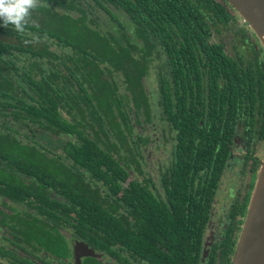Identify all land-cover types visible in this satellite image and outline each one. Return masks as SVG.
I'll list each match as a JSON object with an SVG mask.
<instances>
[{"label": "trees", "instance_id": "obj_1", "mask_svg": "<svg viewBox=\"0 0 264 264\" xmlns=\"http://www.w3.org/2000/svg\"><path fill=\"white\" fill-rule=\"evenodd\" d=\"M42 4L32 11L24 34L0 21V158H22L20 171L43 175L52 168L74 173L75 220L86 222L80 226L89 232L82 235L104 240H92L95 244H121L148 264H197L191 257L192 245L180 239L188 229L184 233L173 221L179 220L176 214L152 208L151 197L134 183L121 197L117 194L132 170V159H142L140 148L147 143L143 132L150 114L143 80L151 61H161L157 101L163 115L171 92L199 82L196 55L201 54L207 70L226 69L220 46L207 44L205 38L210 28L223 27L231 19L227 3L42 0ZM173 123L179 145L183 129L178 114ZM31 127L53 136L73 169L61 164L54 168L46 152L17 138L20 130ZM4 170L0 168V173ZM82 173L92 186L84 184ZM60 182L66 192L69 185Z\"/></svg>", "mask_w": 264, "mask_h": 264}, {"label": "flooded vegetation", "instance_id": "obj_2", "mask_svg": "<svg viewBox=\"0 0 264 264\" xmlns=\"http://www.w3.org/2000/svg\"><path fill=\"white\" fill-rule=\"evenodd\" d=\"M223 28H210L205 40L220 46L226 69L207 70L201 54L196 55L199 82L171 92L163 115L157 101L161 61H151L143 80L150 114L143 132L147 143L140 148L142 159H132V170L117 194L121 197L134 183L151 197L152 208L176 214L179 220L173 221L184 233L188 229L180 239L192 245L197 264L232 263L264 155V49L248 33V44L209 41L212 34L221 36ZM183 70L187 73L186 67ZM150 76L155 92L147 88ZM188 78L185 75V83ZM153 99L155 110L150 106ZM176 114L183 129L179 145ZM135 130L141 132L138 126ZM17 138L46 152L54 168L61 164L73 169L62 145L37 127L20 130ZM23 162L20 157L0 158V168H5L0 173V264H148L121 244L97 245L92 240H104L82 235L89 230L80 226L86 222L75 220L74 173L17 170ZM81 175L84 184L92 186L89 176ZM60 181L69 185L66 192ZM95 188L103 195L99 184ZM119 211H124L123 204Z\"/></svg>", "mask_w": 264, "mask_h": 264}, {"label": "water", "instance_id": "obj_3", "mask_svg": "<svg viewBox=\"0 0 264 264\" xmlns=\"http://www.w3.org/2000/svg\"><path fill=\"white\" fill-rule=\"evenodd\" d=\"M225 1L241 16L264 49V0ZM231 264H264V155Z\"/></svg>", "mask_w": 264, "mask_h": 264}, {"label": "rangeland", "instance_id": "obj_4", "mask_svg": "<svg viewBox=\"0 0 264 264\" xmlns=\"http://www.w3.org/2000/svg\"><path fill=\"white\" fill-rule=\"evenodd\" d=\"M219 2L220 0H214ZM92 6V5H91ZM97 8V7H96ZM92 9L95 13H98L99 15L105 16V13L100 11L99 9H95V7L92 6ZM226 11L231 15L232 19H230L223 27L222 29V35L217 36L215 34H212L209 38V41H218L220 40L223 43H229L232 42V44L239 45L242 43H251L252 40L248 36V34H251L254 36L253 32L249 28V26L244 22V20L241 18V16L233 9L228 3L225 5ZM97 12H96V11ZM248 33V34H247ZM256 39V37L254 36ZM257 40V39H256ZM148 90L149 92H155L156 84L152 76L149 78V84H148ZM151 109H156V102L155 100L150 101ZM24 133V132H22ZM59 152V148L57 150ZM146 155V153H144Z\"/></svg>", "mask_w": 264, "mask_h": 264}, {"label": "clouds", "instance_id": "obj_5", "mask_svg": "<svg viewBox=\"0 0 264 264\" xmlns=\"http://www.w3.org/2000/svg\"><path fill=\"white\" fill-rule=\"evenodd\" d=\"M42 6V0H0L2 26L11 25L17 33L24 34L32 11Z\"/></svg>", "mask_w": 264, "mask_h": 264}]
</instances>
